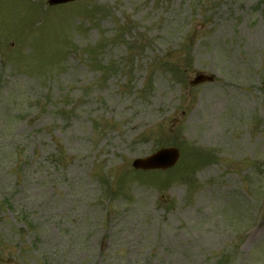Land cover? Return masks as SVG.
Returning a JSON list of instances; mask_svg holds the SVG:
<instances>
[{
    "label": "rangeland",
    "instance_id": "1",
    "mask_svg": "<svg viewBox=\"0 0 264 264\" xmlns=\"http://www.w3.org/2000/svg\"><path fill=\"white\" fill-rule=\"evenodd\" d=\"M262 84L264 0H0V264H264Z\"/></svg>",
    "mask_w": 264,
    "mask_h": 264
},
{
    "label": "water",
    "instance_id": "2",
    "mask_svg": "<svg viewBox=\"0 0 264 264\" xmlns=\"http://www.w3.org/2000/svg\"><path fill=\"white\" fill-rule=\"evenodd\" d=\"M66 1H73V0H50L51 4H56V3L66 2ZM203 80H205V77L198 76L195 79L194 83L200 82ZM176 159H177V152L173 149H170V150L162 151L149 159L137 160L134 162L133 165L136 168H143V169L166 168V167L171 166L176 161Z\"/></svg>",
    "mask_w": 264,
    "mask_h": 264
},
{
    "label": "trees",
    "instance_id": "3",
    "mask_svg": "<svg viewBox=\"0 0 264 264\" xmlns=\"http://www.w3.org/2000/svg\"><path fill=\"white\" fill-rule=\"evenodd\" d=\"M262 86H264V85L262 84Z\"/></svg>",
    "mask_w": 264,
    "mask_h": 264
}]
</instances>
